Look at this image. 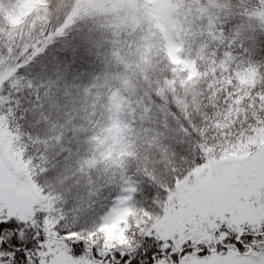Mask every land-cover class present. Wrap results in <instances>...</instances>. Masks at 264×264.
Listing matches in <instances>:
<instances>
[{
    "label": "snow or ice",
    "instance_id": "obj_1",
    "mask_svg": "<svg viewBox=\"0 0 264 264\" xmlns=\"http://www.w3.org/2000/svg\"><path fill=\"white\" fill-rule=\"evenodd\" d=\"M26 2L0 0V264H264V0H173L164 33L146 0H35L13 27L5 11ZM178 19L199 29L200 78L181 88L187 71L157 57L163 73L130 80L150 39L181 42ZM133 87L145 136L116 159L97 137ZM189 92L199 110L171 102ZM79 103L84 155L51 121Z\"/></svg>",
    "mask_w": 264,
    "mask_h": 264
},
{
    "label": "trees",
    "instance_id": "obj_2",
    "mask_svg": "<svg viewBox=\"0 0 264 264\" xmlns=\"http://www.w3.org/2000/svg\"><path fill=\"white\" fill-rule=\"evenodd\" d=\"M63 0H53V10L60 9ZM151 5V7H147ZM37 6L35 0H27L26 3L20 5L18 8L15 4L11 5L12 10L5 11V18L10 21L13 27L20 26L24 24V19L29 15V13ZM177 5L173 3V0H146V11L148 14L152 15L157 20V27L160 29L161 33L166 31L165 27V17H167L171 9L176 8ZM179 15L183 17V5L180 6ZM8 8L7 3L5 4V9ZM62 10V9H61ZM178 29V35L180 36V43H167L166 45H161L159 40L150 39L149 43L144 47V56L143 61L137 69H133L129 73V79L135 80L137 71L141 76L145 74L155 76L157 74L163 73L167 67V64H160L159 60L156 58L159 57L160 60L167 58V62L175 65L176 67L172 69L173 72L182 73L187 71V76L181 80V88L188 81L194 79L198 80L202 73L198 69L197 60H204L202 55V45L199 40V29L194 28L191 24H185L182 19H178L174 22L173 25ZM27 32L28 29H25ZM182 31V35H181ZM257 36L261 34L256 33ZM134 63V61H133ZM12 64L11 60H7L4 68H7ZM96 71H100L102 75L108 74L109 76L118 71L115 65L105 67L104 65H98ZM241 83H248L249 77L241 74L240 76ZM169 89L172 92H175V89H172L171 83H169ZM157 93L161 96L164 95V90L161 88L156 89ZM200 88H196L195 92L199 93ZM139 95V90L135 87L126 90L125 92V111L121 113V122L113 123L105 132L103 136L97 137V140L101 146L105 147L107 155L111 156L115 154L116 159H120L122 155H125L124 150L131 144L136 142H142L145 136L143 131V125L140 120H137L135 126L128 123L131 119L129 115V110H138L140 105L137 103V97ZM83 97H81V100ZM167 99V97H165ZM171 102L178 103L181 108L191 106V109L199 110L202 101L198 95H194L189 92L187 97L181 98L178 96H171ZM63 103V101H61ZM70 108L73 109L72 115H65V110L61 109L59 115L53 112L51 121L56 122L57 124H64L66 129L65 141H71V146L75 150L77 147L80 149V154H85V149L89 148L91 145L87 141L89 137L84 135L83 131V119L85 118L86 105L84 103H79L75 106L70 105ZM164 106L157 105L152 112V117L154 124L163 122L164 119H168V122L175 125V121L172 119L170 113L165 110L164 115H161V109ZM59 130V128L57 129ZM41 135H52L48 128L41 127L39 129ZM135 149H131L127 155H134ZM75 159V157H73ZM124 163H128L127 158H125ZM94 178L99 176V179L96 180V184H103L106 180V174L101 169L99 173H94ZM71 183V181H69ZM59 191V189H57Z\"/></svg>",
    "mask_w": 264,
    "mask_h": 264
}]
</instances>
